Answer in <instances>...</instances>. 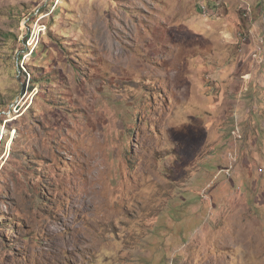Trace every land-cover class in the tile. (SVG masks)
I'll return each instance as SVG.
<instances>
[{
  "label": "rangeland",
  "instance_id": "rangeland-1",
  "mask_svg": "<svg viewBox=\"0 0 264 264\" xmlns=\"http://www.w3.org/2000/svg\"><path fill=\"white\" fill-rule=\"evenodd\" d=\"M0 264H264V0H0Z\"/></svg>",
  "mask_w": 264,
  "mask_h": 264
},
{
  "label": "built area",
  "instance_id": "built-area-1",
  "mask_svg": "<svg viewBox=\"0 0 264 264\" xmlns=\"http://www.w3.org/2000/svg\"><path fill=\"white\" fill-rule=\"evenodd\" d=\"M37 11H38V8H37ZM26 20H27V18L24 17L22 23H23V24L26 23ZM41 30H42V28L39 27V28L35 31L37 36H38V34H39V32H40ZM27 41L29 42L28 44H31V43H32L33 39H31V36H28V37H27Z\"/></svg>",
  "mask_w": 264,
  "mask_h": 264
}]
</instances>
